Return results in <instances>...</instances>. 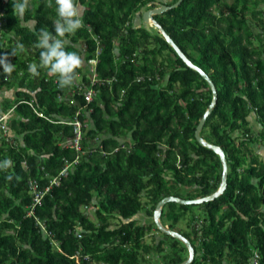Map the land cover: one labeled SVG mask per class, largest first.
<instances>
[{"label":"trees","instance_id":"16d2710c","mask_svg":"<svg viewBox=\"0 0 264 264\" xmlns=\"http://www.w3.org/2000/svg\"><path fill=\"white\" fill-rule=\"evenodd\" d=\"M179 1L78 0L83 27L66 37V50L81 56L84 86L76 79L60 89L45 70L38 77L27 70L39 64L37 33L53 31L55 6L29 0L25 19L37 21L30 29L15 0H0V60L12 66H0V87L16 90L0 104V116L15 109L0 123V162L12 161L0 170V264H147L153 252L157 264L188 259L182 242L166 234L154 245L144 242L157 228L160 201L208 197L222 183L220 157L195 135L213 91L157 27L142 25L144 11ZM154 19L215 83L218 103L201 137L225 151L229 166L222 196L169 203L161 222L177 226L190 208L203 207L206 224L193 230L201 251L183 234L196 252L192 264H249L255 252L264 264V155L256 152L264 149V0H184ZM18 44L24 51L14 54ZM91 59L98 61L96 83L87 77ZM79 111L81 152L65 145L74 128L61 123ZM55 178L60 185L47 192ZM38 192L46 194L34 206ZM143 212L151 223L139 226L132 219Z\"/></svg>","mask_w":264,"mask_h":264},{"label":"clouds","instance_id":"9594fccd","mask_svg":"<svg viewBox=\"0 0 264 264\" xmlns=\"http://www.w3.org/2000/svg\"><path fill=\"white\" fill-rule=\"evenodd\" d=\"M45 3L49 8H52L53 5L55 6V13L57 18L53 23V31L41 29L37 33L38 42L36 43L35 47L40 49L39 64L30 63L27 66V70L33 77H38L40 75V69L45 70L48 76L56 78L57 86L60 89L71 87L76 81V79H78L77 88L81 89L80 87L84 86L83 77L79 76V78H77L78 77L77 70L81 67L83 61L81 59V56L77 52L66 50V44H67L66 37L68 35L75 34L77 30L83 27V20L80 11L82 6L78 3V0H45ZM28 7H29V0H15V3L13 5L14 11L21 18L24 17ZM23 51H24V45L18 44L16 49L14 50V54L16 52L22 53ZM91 61H97V60L91 59L87 62V65L90 67V72L87 71V74L92 73L93 63H91ZM0 66L4 67L5 72L12 71V66L10 64L5 63L3 60H0ZM79 80H81L82 82H79ZM14 110L15 109H12L9 110L7 113L2 114L0 118H4V119L0 121V123L6 122L10 118V116L14 113ZM73 120L61 121V123L72 126L70 123ZM72 140L73 138L67 140L65 142V145L67 147L74 148L70 143V141ZM81 150L78 151L76 149V151L78 152H81ZM78 161L79 160L77 159L76 162ZM11 166H12V161L10 159H5L4 161L0 162V170L6 171ZM12 178L13 177L11 175H8L6 177V179L9 181H11ZM88 260L90 261L91 257H89Z\"/></svg>","mask_w":264,"mask_h":264},{"label":"water","instance_id":"95a60500","mask_svg":"<svg viewBox=\"0 0 264 264\" xmlns=\"http://www.w3.org/2000/svg\"><path fill=\"white\" fill-rule=\"evenodd\" d=\"M183 1L184 0H180L179 2H177L173 6L162 5L159 8L150 9L148 11H145V13L143 14V21L145 23H150L152 21L153 25H155L159 29V32L167 40V42L175 49V51L183 59V61L186 63V65L188 67H190L191 69L197 71L206 80V82L209 84L211 90L213 91V96H214L213 102L211 103L208 111L205 113V115L202 118L200 124L198 125L195 135H196V139L199 142V144H201L202 146H205V147L213 150L221 159V162H222V165H223V176H222V183L220 185V188L213 195L208 196V197H204V198H200V199H196V200H184L182 198L175 197V196L166 197L165 199L160 201L159 204L157 205V208L155 210L154 217H153V220L156 223L157 228L161 232H163L164 234H166L168 236H171V237L181 241L186 246V248L188 249L189 258L182 264H192L194 262L195 258H196V252H195L194 246L182 234H180V233H178L176 231H172V230L164 227V225L161 222L163 208L169 203H178L180 205H186V206L187 205H201V204H204V203H208V202L214 201L218 197L222 196L225 193V191H226V189L228 187L229 166H228V161H227V157H226L225 151L220 146L208 143L207 141L204 140V138L201 137V132H202V130H203V128H204V126H205V124L207 122V119L212 114L215 106L218 103V91H217V87H216L215 83L213 82V80L210 78V76L202 68H200L199 66L195 65L182 52V50L174 42V40L168 35V33L165 31V29L154 19L155 16L163 15L167 11H169L171 9H174V8H177L178 6H180V4Z\"/></svg>","mask_w":264,"mask_h":264},{"label":"rangeland","instance_id":"374dc122","mask_svg":"<svg viewBox=\"0 0 264 264\" xmlns=\"http://www.w3.org/2000/svg\"><path fill=\"white\" fill-rule=\"evenodd\" d=\"M168 1H171V0H168ZM225 2H229L231 3L233 0H224ZM145 13V11H144ZM256 21H254L255 23ZM135 23L138 24V25H141V21L139 18H135ZM146 24V25H145ZM143 26H146L147 29H152V26H153V22L151 21L150 23H142ZM154 27V30H155V25L153 26ZM97 63L98 61L94 62L93 64V68L92 70L96 71V66H97ZM97 73H91V74H88L87 77H90L95 79ZM79 82H82L81 80H79ZM7 90L6 87L3 88V90ZM2 94V93H1ZM257 129V128H256ZM263 150V149H262ZM256 152L258 153H261V149H259V147L256 148ZM262 154V153H261ZM186 197V196H185ZM94 209V208H93ZM90 213H92L90 211ZM208 216V213L207 211H205V208L203 207H198V206H194L192 208L189 209L188 213H187V216L185 218H183L178 224L177 226H174L172 227V221H169L167 218H164L162 220V223L164 224V227L166 228H173L171 230H174L178 233H181L182 235L185 234V235H188L189 237H191V240H194L193 239V230H194V226H200L199 228L203 230V223L206 224L205 220ZM196 218V219H195ZM92 219L93 220H96V218L94 217V215H92ZM132 220H135L137 221L138 225L141 226L143 225V223H151V220H150V217L148 218V215L143 212V213H140L137 217L133 218ZM208 224V223H207ZM148 232V231H147ZM162 239V240H165L166 239V236L163 232H160V230L158 231L157 228L153 227V230L152 231H149L147 234H146V237L144 239V242L147 243V244H150V245H154V242H157L158 239ZM171 240V239H169ZM172 241V240H171ZM194 243L198 249V252H200L202 249L201 247V239L200 241H195L194 240ZM179 246L182 248H185L186 246H184L182 243L179 244ZM189 258V252L186 248V250L184 251V258ZM89 256L86 257L85 259L88 260ZM159 263V258H158V255L157 253L153 252L150 256H149V259H147V264H157Z\"/></svg>","mask_w":264,"mask_h":264},{"label":"built area","instance_id":"2783aa9c","mask_svg":"<svg viewBox=\"0 0 264 264\" xmlns=\"http://www.w3.org/2000/svg\"><path fill=\"white\" fill-rule=\"evenodd\" d=\"M94 62L96 61H91V63L94 64ZM92 73H95V70L93 71L92 70ZM97 75L95 77V79L92 78V82L93 83H96L97 80ZM82 88V87H80ZM85 88V87H84ZM94 95H95V91L92 90V89H89L88 91L85 92V99L87 101V103H91L93 101V98H94ZM80 112L77 113L76 117L74 118V120L70 123L73 128H74V138L72 141H70V143L72 144V146L74 148H76L78 151L81 150V143L83 141V138H84V124L82 123V121L80 120L79 116H80ZM38 115L42 118H45V116L42 114V113H38ZM4 118H0V121H2ZM78 162H76L77 164ZM70 165H68L65 170L63 171L62 175L65 176L67 175V171H68V168H69ZM61 178H55L53 181H52V184H51V187L56 185V186H59L60 185V180ZM32 186H33V189L36 190L37 186H36V182H32ZM51 187H48L47 188V192L50 191ZM46 193H36L35 194V199H34V206L35 205H41L42 204V200L44 198ZM89 259V258H88ZM250 264H261V256L258 252H255L254 256L251 258L250 260Z\"/></svg>","mask_w":264,"mask_h":264},{"label":"crops","instance_id":"0c3cea01","mask_svg":"<svg viewBox=\"0 0 264 264\" xmlns=\"http://www.w3.org/2000/svg\"><path fill=\"white\" fill-rule=\"evenodd\" d=\"M80 11H81V16L83 15V13H84V11H85V8L82 6L81 7V9H80ZM22 24H23V26L24 27H28V28H30V29H35V27H36V25H37V21L35 20V19H25V15H24V17L22 18ZM258 23H256V25H257ZM255 33L257 34L258 32H260L259 30H258V28L256 27L255 28ZM56 81V80H55ZM15 91L16 90H3V89H1V87H0V104H2L3 102H4V99L5 98H11V97H15ZM2 93V94H1ZM62 121H68V120H64V119H61ZM264 150V149H263ZM263 150H261V153H263V155H264V152H263Z\"/></svg>","mask_w":264,"mask_h":264}]
</instances>
